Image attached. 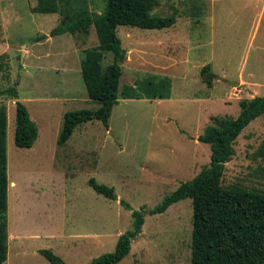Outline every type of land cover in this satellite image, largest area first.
<instances>
[{
	"label": "rangeland",
	"instance_id": "rangeland-1",
	"mask_svg": "<svg viewBox=\"0 0 264 264\" xmlns=\"http://www.w3.org/2000/svg\"><path fill=\"white\" fill-rule=\"evenodd\" d=\"M38 1L0 0V107L8 112L5 264H51L40 253L45 249L66 264H89L113 252L132 228V210L121 201L133 210L154 208L210 164V146L198 138L211 118L237 117L241 100L264 96V0H153L151 15L177 21L162 30L118 27L127 51L120 89L166 78L171 98L120 97L109 129L86 122L65 145L58 144L64 115L99 108L81 69L98 38L93 24L85 33L50 36L62 16L37 12ZM88 5L94 17L104 13L107 0ZM112 62L106 53L103 68ZM205 65L221 78L207 85ZM17 101L39 129L30 149L15 145ZM91 178L114 188L117 199L94 191ZM223 186L264 191V116L237 139ZM192 218L191 198L146 216L118 264H191Z\"/></svg>",
	"mask_w": 264,
	"mask_h": 264
},
{
	"label": "trees",
	"instance_id": "trees-1",
	"mask_svg": "<svg viewBox=\"0 0 264 264\" xmlns=\"http://www.w3.org/2000/svg\"><path fill=\"white\" fill-rule=\"evenodd\" d=\"M153 0H107L103 14L92 16L88 0H39L36 11L41 14L60 13L62 20L51 30L55 37L66 33L88 32L93 24L98 45L87 49L82 62V78L89 98L99 104L96 110H79L64 115L58 144L65 145L75 129L86 122L98 120L109 129V119L120 97L124 99H169L171 81L148 79L139 81L136 87L120 89L122 66L127 51L117 34L120 26L140 29H169L176 17L151 15ZM154 2V1H153ZM89 23V24H88ZM43 38L46 36H42ZM112 53L113 62L103 68L106 53ZM201 77L208 85L213 76L211 66L205 65ZM17 98V90L13 91ZM237 117L213 116L211 124L198 138L211 149L210 164L193 179L182 182L172 193L152 209L142 207L133 210L131 205H121L132 210V228L120 235L115 250L101 255L89 264H118L131 252L132 242L137 239L145 224L146 216L165 213L172 205L191 198L193 201V232L191 264H264V191H253L241 186L225 188L223 178L226 164L235 155V144L248 126L264 116V96L239 102ZM8 112L0 107V264L8 256ZM39 134L37 124L22 102H16L15 145L30 149ZM90 187L104 197L116 200L115 189L89 180ZM51 264H66L51 250H40Z\"/></svg>",
	"mask_w": 264,
	"mask_h": 264
},
{
	"label": "water",
	"instance_id": "water-1",
	"mask_svg": "<svg viewBox=\"0 0 264 264\" xmlns=\"http://www.w3.org/2000/svg\"><path fill=\"white\" fill-rule=\"evenodd\" d=\"M214 78H221L219 76H215V75H212ZM233 85H235L234 83H232Z\"/></svg>",
	"mask_w": 264,
	"mask_h": 264
},
{
	"label": "bare ground",
	"instance_id": "bare-ground-1",
	"mask_svg": "<svg viewBox=\"0 0 264 264\" xmlns=\"http://www.w3.org/2000/svg\"><path fill=\"white\" fill-rule=\"evenodd\" d=\"M15 186V184H12V187Z\"/></svg>",
	"mask_w": 264,
	"mask_h": 264
},
{
	"label": "crops",
	"instance_id": "crops-1",
	"mask_svg": "<svg viewBox=\"0 0 264 264\" xmlns=\"http://www.w3.org/2000/svg\"><path fill=\"white\" fill-rule=\"evenodd\" d=\"M31 116V115H30Z\"/></svg>",
	"mask_w": 264,
	"mask_h": 264
}]
</instances>
